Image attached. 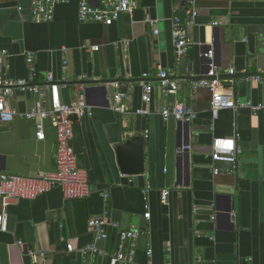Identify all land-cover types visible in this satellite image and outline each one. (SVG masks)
Returning a JSON list of instances; mask_svg holds the SVG:
<instances>
[{"label": "crops", "instance_id": "obj_1", "mask_svg": "<svg viewBox=\"0 0 264 264\" xmlns=\"http://www.w3.org/2000/svg\"><path fill=\"white\" fill-rule=\"evenodd\" d=\"M133 1L131 13L105 25L79 21L78 0L56 4L51 20L40 23L32 19V0H0V52L6 53L0 54V78L30 81L43 92L41 100L15 87L7 104L20 114L49 109L50 73L61 103L72 104L83 93L91 107L74 123L71 140L89 195L66 199L51 187L10 204L8 229L0 231V264H109L108 255L83 257L79 249L94 242L106 254L126 248L120 237L125 230L140 232L135 264H264V75L251 78L264 71V0H194L190 46L180 61L173 18L186 22V1ZM147 18L155 20L156 35ZM207 51L222 68V81L235 82L239 99L261 104V110L223 109L212 118L209 91L192 89L206 70ZM160 69L178 81L174 92L161 86ZM142 83L152 88L148 114L135 112L143 106ZM118 88L129 94L125 113L109 107ZM175 103L196 111L189 128L162 118L161 109ZM43 133L37 140L35 120L25 116L0 122V175L55 171L56 130L48 119ZM136 136L144 139V172L137 176L121 172L116 152ZM214 137L235 139L237 167L211 160ZM182 145L188 150L177 154ZM162 189L170 190L167 204L160 201ZM101 214L105 241L88 227V219Z\"/></svg>", "mask_w": 264, "mask_h": 264}, {"label": "built area", "instance_id": "obj_2", "mask_svg": "<svg viewBox=\"0 0 264 264\" xmlns=\"http://www.w3.org/2000/svg\"><path fill=\"white\" fill-rule=\"evenodd\" d=\"M98 5H93L89 0H78V19L79 21H94L105 25L115 22L120 15L131 13L135 9L133 0H97ZM188 4L186 10V22L181 23L179 19L173 18L172 40L174 54L177 61L183 59L188 52L190 42L188 40V28L194 22L196 10L194 0H185ZM69 0H32L31 13L32 19L36 23L51 20L53 8L56 4L67 3ZM146 23L153 27V34L158 30L155 28V20L146 19ZM214 25L217 23L214 22ZM0 54L5 55L4 51ZM207 59V67L202 77L192 80V89L198 87L206 88L210 95V112L212 118H215L219 111L223 109L237 110L239 108H249L251 111L258 112L262 109L261 104H252L250 101H242L236 95L235 82H223L221 79L222 68L217 65L212 51L203 53ZM31 70H33L32 57L27 58ZM188 68L186 71L188 72ZM227 74L233 75L234 70L229 68ZM264 71L251 77L254 80L262 79ZM171 73L160 69L158 77L160 84L167 92H174L178 87V81L172 79ZM117 87L118 85L115 84ZM18 87L21 91H33L43 99L42 88L32 84L30 81L17 80L11 81L0 78V122L7 123L15 116H25L27 119L35 120L36 138H44L43 122L48 119L56 130V152H55V171L49 173H36L31 176H21L17 174L0 175V231L8 229L7 208L10 204L19 198H35L38 195L49 190L51 187H59L66 199H84L90 193L87 173L84 169L77 166L76 156L71 146L73 137V125L84 117L90 115L91 107L87 104L84 94L79 93L75 102L72 104L61 103L58 94V85L54 82L49 73L46 77L45 88L50 92L49 109L36 107L26 113L20 114L7 104V98L12 94L13 89ZM141 101L143 106L137 109V114H148L149 103L151 101V85L141 84ZM129 94L126 90L118 88L109 100V107L116 112L125 113V105ZM160 114L164 120L173 119L181 123H191L197 116L196 111L191 107L181 103H175L172 106L163 107ZM188 145H182L177 148V154L188 150ZM239 149L236 146L234 138L214 137L211 143V160L213 162L230 163L234 168L237 167ZM214 174L219 170L213 169ZM170 195L169 189L160 191V201L162 204L168 203ZM107 192L103 193L106 199ZM146 200V198H145ZM144 216L149 217V211ZM88 227L94 233L97 241H105L108 238L107 221L105 215H96L88 219ZM140 232L136 230H125L120 233L122 241H126V248L119 247L111 254L97 246L96 242L90 243L79 252L83 257L90 255L107 256L109 264H135L134 252L136 240ZM20 243V241H18ZM67 250L72 251V245H67Z\"/></svg>", "mask_w": 264, "mask_h": 264}, {"label": "water", "instance_id": "obj_3", "mask_svg": "<svg viewBox=\"0 0 264 264\" xmlns=\"http://www.w3.org/2000/svg\"><path fill=\"white\" fill-rule=\"evenodd\" d=\"M182 124L185 128H189V123ZM143 143V137L136 136L117 146L116 152L118 155L121 172L135 176L140 175L144 172Z\"/></svg>", "mask_w": 264, "mask_h": 264}]
</instances>
